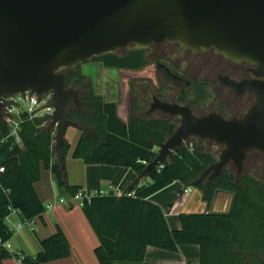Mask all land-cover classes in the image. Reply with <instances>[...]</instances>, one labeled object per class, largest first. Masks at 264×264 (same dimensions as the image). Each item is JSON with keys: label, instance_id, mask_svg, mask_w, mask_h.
Masks as SVG:
<instances>
[{"label": "trees", "instance_id": "16d2710c", "mask_svg": "<svg viewBox=\"0 0 264 264\" xmlns=\"http://www.w3.org/2000/svg\"><path fill=\"white\" fill-rule=\"evenodd\" d=\"M91 60L106 68L125 70L139 69L147 63L145 50L136 47ZM66 74L68 86L80 91L79 104L72 101L66 113L82 133L73 157L88 164L132 168L140 175L157 157L158 146L175 132L178 120L137 113L124 120L119 115V103L106 102L82 66L67 69ZM50 123L47 117L23 114L21 144L8 137V128L0 123V141L4 140L0 143V166L4 167L0 173V237L4 241L13 237L6 222L13 211H18L24 221H32L47 210L34 186L41 179L42 164L52 172L64 193L74 196L82 191L80 185L68 181L66 156L71 145L65 138L59 158L56 130ZM210 142L213 141L191 137L162 165L122 194L95 195L85 202L83 211L100 241L95 251L99 264H142L148 246L177 252L182 245L200 247V264H264V175L249 166L253 157L264 160V154L249 153L242 172L229 164L212 180L206 177L198 181L222 151H213ZM176 181L200 190L209 209L181 213V227L173 230L162 207L150 197ZM217 191L233 196L229 210L211 209ZM39 243L41 251L36 256L1 247L0 264L13 257L21 264H40L71 254L70 243L61 229Z\"/></svg>", "mask_w": 264, "mask_h": 264}, {"label": "water", "instance_id": "95a60500", "mask_svg": "<svg viewBox=\"0 0 264 264\" xmlns=\"http://www.w3.org/2000/svg\"><path fill=\"white\" fill-rule=\"evenodd\" d=\"M165 41L254 64V80L229 84L238 94L251 92L255 102L243 117L226 118L216 112L197 116L188 105L157 99L152 109L181 121L136 182L191 137L223 146L198 181L212 180L229 164L242 172L249 153L264 154V0H0V111L6 94H51L50 127L62 158L67 129L79 127L66 117L67 108L80 99L64 70L95 56Z\"/></svg>", "mask_w": 264, "mask_h": 264}, {"label": "crops", "instance_id": "0c3cea01", "mask_svg": "<svg viewBox=\"0 0 264 264\" xmlns=\"http://www.w3.org/2000/svg\"><path fill=\"white\" fill-rule=\"evenodd\" d=\"M118 103L120 116L127 120L128 115L123 113V105ZM81 135V131L73 135L68 134V129L66 131L65 138L71 145L66 156L68 181L71 185H80L82 191L88 194L98 195L103 192L108 195H120L136 182L139 175L132 168L109 164H88L83 159L74 158L73 151ZM77 173H80V178L75 177ZM34 186L47 210L43 216L34 218L29 225L25 224L18 211H13L7 217L6 222L13 231V237L10 239L12 250L24 252L23 254L28 256H36L41 251L40 240L61 229L70 243V256L40 264H99L95 251L100 241L83 208L73 201V196L64 193L57 186L52 172L44 164L41 166V179ZM62 198L70 203L60 202ZM150 199L162 207L169 226L173 230L181 227V213L205 212L209 209L200 190L193 187L186 188L180 181L153 194ZM232 200L231 194L220 192L216 195L211 209L227 211L231 207ZM51 203L55 205L49 207ZM20 224L23 226L19 227ZM3 264H21V262L13 257L3 260ZM142 264H200V247L182 245L179 251L173 252L148 246Z\"/></svg>", "mask_w": 264, "mask_h": 264}, {"label": "flooded vegetation", "instance_id": "af4514ba", "mask_svg": "<svg viewBox=\"0 0 264 264\" xmlns=\"http://www.w3.org/2000/svg\"><path fill=\"white\" fill-rule=\"evenodd\" d=\"M128 49L120 50L124 52ZM144 50L147 63L135 70L106 68L93 60L80 65H90L89 69L83 67V70L94 81L96 91L98 83L95 77L100 67L108 71L104 78L107 92H117L115 94L119 95L123 113H127L128 117L134 113L142 116L165 115L176 118L180 124V116H172L158 107L152 109L157 99L165 103L188 105L197 116L216 112L226 118L243 117L255 102L251 92L238 94L229 84L230 81L241 83L254 80L251 74L256 67L254 64L228 59L214 49L194 53L192 49H184L170 41L152 43ZM129 71L139 74L130 79L125 76V72ZM112 73L115 79L117 77L116 81ZM119 75L121 77L118 78ZM102 84L100 86H104ZM210 99L213 104L208 102ZM105 101L113 100L105 98ZM135 104L141 108L137 109Z\"/></svg>", "mask_w": 264, "mask_h": 264}, {"label": "built area", "instance_id": "2783aa9c", "mask_svg": "<svg viewBox=\"0 0 264 264\" xmlns=\"http://www.w3.org/2000/svg\"><path fill=\"white\" fill-rule=\"evenodd\" d=\"M28 114L30 117H47L49 121H52L54 115V100L51 94L37 95L32 91L21 92L16 94L4 95L3 108L0 111V123H3L9 130L8 137H13L15 142L21 144L20 138V125L22 122V115ZM4 142L1 140L0 143ZM4 171V167L0 166V173ZM188 191V189H186ZM100 192L98 195H103ZM96 194H88L83 191H79L73 196V201L77 205L83 207L86 201H91L92 197ZM60 202L70 203L65 198H62ZM55 203L49 204V207H53ZM31 221H25V224H30ZM20 224L19 227H22ZM6 248L9 251L12 250L10 240L4 241L0 237V248ZM20 253V252H18ZM21 261V260H19Z\"/></svg>", "mask_w": 264, "mask_h": 264}, {"label": "rangeland", "instance_id": "374dc122", "mask_svg": "<svg viewBox=\"0 0 264 264\" xmlns=\"http://www.w3.org/2000/svg\"><path fill=\"white\" fill-rule=\"evenodd\" d=\"M189 56V55H188ZM85 69H89V65H85V66H83ZM103 70V68H101L100 67V70H99V72H98V75L95 77V80L97 81V85H101V83L103 82V84H104V78H106L105 77V75L108 73V71H102ZM105 72H107V73H105ZM119 73V72H118ZM109 74V73H108ZM125 76H127L128 78H130V79H133V78H135V76H137L139 73H137V72H133V71H129L128 73L127 72H125ZM112 76H113V80H117V77H116V79L114 78L115 76L113 75V73H112ZM119 77H121V75H119L118 76V78ZM99 80V81H98ZM108 83H111V82H108ZM115 83V82H114ZM102 84V85H103ZM107 90H108V88L107 87H105V84H104V86H97V91L98 92H101V93H104L103 94V96L105 97V98H110V100H112V99H114V100H117L118 102H120L121 103V101H120V98L118 97L119 95L118 94H115V92H113L112 94H108V92H107ZM117 93V92H116ZM211 99H212V97H211ZM211 99L208 101L210 104L212 103L213 104V100L211 101ZM125 106V105H124ZM127 108V107H126ZM75 129H77L78 131H80L79 130V128H77V127H69L68 128V134H70V135H73V134H76L78 131L77 130H75ZM209 146L212 148V150L213 151H219V150H222V147H221V145H219L218 143H215L214 141L213 142H210L209 143ZM158 149V148H157ZM220 153H221V151L219 152V154H217V157H219V155H220ZM67 166V165H66ZM249 166L251 167V168H253L254 170H256V171H259V174H262V175H264V160H261L260 158H258V157H253L250 161H249ZM75 177L76 178H80V173H77V175H75Z\"/></svg>", "mask_w": 264, "mask_h": 264}]
</instances>
